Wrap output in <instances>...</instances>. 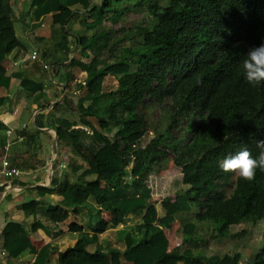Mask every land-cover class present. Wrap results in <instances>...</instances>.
I'll return each instance as SVG.
<instances>
[{"label": "trees", "instance_id": "obj_1", "mask_svg": "<svg viewBox=\"0 0 264 264\" xmlns=\"http://www.w3.org/2000/svg\"><path fill=\"white\" fill-rule=\"evenodd\" d=\"M15 1L0 0V86L6 87L11 77L1 64L18 39ZM29 1L26 14L35 21L50 8L60 12L53 46L41 54L56 55L50 62L54 75L60 73L69 87L75 70L87 74L85 84L75 85L81 91L75 105L79 127L61 119L56 133L57 147L86 162L68 165L75 179L63 196L75 213L86 208L96 222L59 251L58 264H242L239 251L203 254L195 246L206 241L205 228L210 238H223L234 225L264 221V171L246 181L219 166L245 148L258 158L256 141L264 140V82L253 87L243 70L248 51L264 44V0ZM131 13L138 21L128 26ZM72 23L81 29L72 31ZM76 49L89 60L78 58ZM116 66L127 70L118 75V86L106 89ZM21 84L32 94L44 90L43 82L30 78L22 77ZM43 117L35 124L43 126ZM135 134L139 138L132 140ZM171 163L181 168L186 187L156 203L150 179ZM58 183L53 178L51 186ZM22 207L46 220L55 213L53 205L35 199ZM129 214L139 221L127 224ZM175 222L180 244L171 249L167 231ZM41 225L36 219L32 229ZM115 227L120 246L104 247L101 235ZM3 241L14 258L36 255L33 264H46L54 250L36 249L18 221L6 224ZM246 264H264V246Z\"/></svg>", "mask_w": 264, "mask_h": 264}, {"label": "crops", "instance_id": "obj_2", "mask_svg": "<svg viewBox=\"0 0 264 264\" xmlns=\"http://www.w3.org/2000/svg\"><path fill=\"white\" fill-rule=\"evenodd\" d=\"M29 2L24 0L22 9ZM53 11L54 9L50 8L48 15L41 21L30 18V25H25L26 22L22 24L25 28L23 31L25 38L35 44L32 52L39 53L38 60L31 59L24 41L19 38L16 31L18 39L9 44L6 58L1 64V69L6 73V76L11 77V82L9 87L0 86V98H4V103L0 105V143L9 145V160L13 165L20 167L24 173L14 180L0 177V264H33L36 259V255L29 252L14 258L5 249L3 232L6 224L10 221H18L23 224L36 249L40 250L46 245L54 247L46 264H58L59 251L74 245L78 234L88 230L89 226L96 222V219L89 214L86 208H81L79 213H75L70 208L68 200L63 196L67 182L75 179L72 174L67 173L68 165L76 164L85 167L86 162L76 158L69 148L56 147V127L61 119H68L72 125L79 127V115L78 118L76 116L73 118L69 108L72 110L75 108L76 98L81 92L80 90L76 91V83L85 84L87 74L84 70H77L78 76L69 87H66L60 79V73L54 75V70H51L53 66L50 62L56 56L54 52H49L45 59L42 58L43 43L47 40L42 27L45 26L49 16H52L51 18L55 21L57 13ZM14 19L16 20V17ZM40 22H44V25L35 27V25L41 24ZM57 56L63 57L60 53ZM77 57L86 62L84 57L79 55ZM45 64H49L50 69H44ZM115 71L116 75L108 76L117 79L118 75L122 73H119L117 69ZM22 77L43 82L44 90L32 94L22 86ZM56 107L57 110H54ZM26 111L31 112L25 114L30 116L29 120L23 118ZM41 114L44 115L43 122L45 124L38 126L35 124V120ZM4 156V152L0 150V166ZM63 162L66 167L62 169L60 164ZM53 178H59V183L55 186H51ZM89 179H94V176ZM47 187L50 190L42 189ZM42 194L45 195L42 196ZM34 199L44 202L45 207L49 205L55 207V213L51 220L25 213L23 204ZM128 218L127 224L139 221V217L133 214H129ZM36 219H40L42 225L33 230L32 226ZM118 229V227L108 229L101 235L100 241L102 242V237L113 232L114 238L119 242ZM107 243L110 242L107 241ZM113 246L118 245L114 244ZM1 252H6V254Z\"/></svg>", "mask_w": 264, "mask_h": 264}, {"label": "rangeland", "instance_id": "obj_3", "mask_svg": "<svg viewBox=\"0 0 264 264\" xmlns=\"http://www.w3.org/2000/svg\"><path fill=\"white\" fill-rule=\"evenodd\" d=\"M23 1L24 0H16L15 1V27H16V31L17 34L19 36V38L21 40L24 41V44L27 48L28 51V55L30 56L32 53V49L35 47V44L31 41H29L27 38H25V34L23 31H25V28L23 27L22 24H24V22H26L27 24L25 25H30L31 22V16H29L28 14H26V12H28L29 8V3H27V5H25L24 9H22L23 6ZM29 1V0H28ZM56 15L55 21L51 18L52 16H49L48 19L45 22V26H43L42 28H44V35L45 39L47 37V40L42 44L43 47H48L51 48L53 46V40L51 39V34H52V30L54 28H58L59 24H60V12L57 9H54L53 11ZM138 18H142V16L138 15ZM137 22L138 20L135 19V14H130L129 16H127V25L131 26L133 24V22ZM72 31H78L81 29V27L79 26L78 23H72ZM123 25V23H122ZM116 28H119V25L116 26ZM24 29V30H23ZM22 32V33H21ZM74 36V35H73ZM77 55L81 56L79 53V50H77ZM84 60L88 61V58H84ZM66 68L63 67V71ZM115 69L118 70L119 73H122L124 71L127 70L126 67L124 66H118ZM75 75L74 77L78 76L77 74H79L76 70H75ZM78 78V77H77ZM119 80V76L117 79L107 76L106 78V83H105V88H113L116 87L118 84ZM72 94V93H70ZM69 95V94H68ZM78 97V96H77ZM78 98H76L77 100ZM76 104V103H75ZM57 110V107L54 109ZM71 115H73V118H75V116L78 118V112L75 108H73V110L71 108H69ZM57 112V111H56ZM30 114L31 112L26 111L24 113L25 114ZM76 113V114H75ZM158 116V112L154 111L152 113V117L155 119ZM30 117V116H29ZM28 117V115H25L23 118L25 119H30ZM152 133H150L151 135ZM139 135L135 134L133 136H131V139H138ZM151 138V136H145L142 140V143L145 144L147 143V141ZM56 144V143H55ZM57 147V146H56ZM60 148V147H58ZM61 149H63V147H61ZM58 157V156H57ZM65 158H67V156H65ZM62 160V157H61ZM134 166V165H133ZM140 169L139 164L137 163L135 165V168L133 169L134 173H138ZM181 179V168L177 167L176 165H174L173 163L170 164L169 168L165 171H162L161 174L159 175H154L151 177L150 179V183L152 184V186L154 187V194H153V201L156 203H159L166 195H168L169 193L171 195H175V190H177L178 188H184L186 187L185 185H183L180 181ZM172 185H174V190L171 189ZM179 226V222H175L173 224V228L171 230H168V235L170 237V248L173 249L175 247H177L180 244V239L176 237L175 235V230L177 229V227ZM231 235L227 236V237H223V238H210V233L211 231L207 228L203 229V231L201 232V234L205 237V242L200 243L199 245L195 246L197 250H199L200 252H202L203 254H213V253H233L235 251H239L242 253V264H246L247 262H249L250 260H252L253 256L255 255V253L264 246V221H260V222H256L253 219H250L249 221L239 224V225H234L231 227ZM115 234L112 232L109 235H106L104 237H102V244L104 247H107V245H118L120 246V242L116 241V239L114 238ZM110 242V243H107Z\"/></svg>", "mask_w": 264, "mask_h": 264}, {"label": "clouds", "instance_id": "obj_4", "mask_svg": "<svg viewBox=\"0 0 264 264\" xmlns=\"http://www.w3.org/2000/svg\"><path fill=\"white\" fill-rule=\"evenodd\" d=\"M243 70L245 80L253 87L264 82V44L248 51ZM256 147L260 149L258 158H253L247 148L241 149L223 159L220 168L224 172L236 173L246 181L254 180L257 169L264 171V140L256 141Z\"/></svg>", "mask_w": 264, "mask_h": 264}, {"label": "built area", "instance_id": "obj_5", "mask_svg": "<svg viewBox=\"0 0 264 264\" xmlns=\"http://www.w3.org/2000/svg\"><path fill=\"white\" fill-rule=\"evenodd\" d=\"M71 48H73V45H71ZM38 58L39 53L37 51H33L31 54V59L37 60ZM44 67L50 69V66L47 64H45ZM79 82H81V80H79ZM0 150H2L5 154L0 166V177L3 176L7 179L14 180L22 176L24 173L23 170L20 167L13 165L8 158L9 145L0 143ZM60 166L62 168L65 167V162L61 163ZM1 253L6 254V252Z\"/></svg>", "mask_w": 264, "mask_h": 264}]
</instances>
